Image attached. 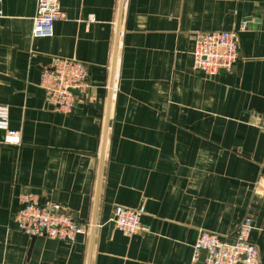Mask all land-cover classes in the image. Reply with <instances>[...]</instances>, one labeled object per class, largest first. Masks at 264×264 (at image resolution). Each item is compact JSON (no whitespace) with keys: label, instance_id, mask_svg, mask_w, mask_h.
Wrapping results in <instances>:
<instances>
[{"label":"crops","instance_id":"crops-1","mask_svg":"<svg viewBox=\"0 0 264 264\" xmlns=\"http://www.w3.org/2000/svg\"><path fill=\"white\" fill-rule=\"evenodd\" d=\"M36 2L0 0V104L21 133L0 130V264H189L201 230L247 215L264 264V0H59L65 19L32 38ZM232 29L233 69L194 70V34ZM55 57L89 67L69 114L39 84ZM23 193L70 214L75 239L22 232ZM141 205L146 231L110 226Z\"/></svg>","mask_w":264,"mask_h":264},{"label":"built area","instance_id":"built-area-1","mask_svg":"<svg viewBox=\"0 0 264 264\" xmlns=\"http://www.w3.org/2000/svg\"><path fill=\"white\" fill-rule=\"evenodd\" d=\"M60 19H65V13L60 8L59 0H37L32 17V38L51 36L55 21ZM94 19L93 14L88 16V20ZM239 29H243V26ZM193 40L192 67L196 71L207 75L229 72L239 59L236 30L198 31ZM88 75L89 67L84 62L55 57L51 66L41 70L39 84L49 106L69 114L74 110L77 98L88 87ZM8 119V106L0 104L3 142L19 145L20 130L10 128ZM259 126L264 131V111ZM263 185L262 179L256 181L257 187L263 188ZM143 209L142 205L136 209L115 206L109 222L127 234L146 231L140 221ZM13 219L18 228L29 236L50 237L66 242L75 239L79 227L70 214L43 205L33 193L20 195V205ZM252 228V217L247 215L232 236L221 237L214 232L201 230L193 245L189 264H197L202 250L206 251L202 264H259L258 250L250 237Z\"/></svg>","mask_w":264,"mask_h":264},{"label":"water","instance_id":"water-1","mask_svg":"<svg viewBox=\"0 0 264 264\" xmlns=\"http://www.w3.org/2000/svg\"><path fill=\"white\" fill-rule=\"evenodd\" d=\"M221 72L223 73V72H225V71H221ZM74 93H75V94H78V92H76V91H74ZM105 139H106V129H105L104 136H103V147H104V145H105ZM103 147H102V148H103ZM113 225H114V224H113L112 222H110V226L112 227ZM205 255H206V251H205V250H202L201 253H200V255H199V258H198V262H197V264H202Z\"/></svg>","mask_w":264,"mask_h":264}]
</instances>
